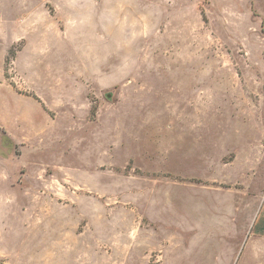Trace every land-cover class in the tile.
<instances>
[{
	"label": "rangeland",
	"instance_id": "1",
	"mask_svg": "<svg viewBox=\"0 0 264 264\" xmlns=\"http://www.w3.org/2000/svg\"><path fill=\"white\" fill-rule=\"evenodd\" d=\"M29 3L0 264H264V0Z\"/></svg>",
	"mask_w": 264,
	"mask_h": 264
},
{
	"label": "crops",
	"instance_id": "2",
	"mask_svg": "<svg viewBox=\"0 0 264 264\" xmlns=\"http://www.w3.org/2000/svg\"><path fill=\"white\" fill-rule=\"evenodd\" d=\"M0 1H4V2H0V4L5 5V7L3 8L0 7V16H3V18L0 19V33H2L5 31H9L14 25V18H12L14 16H10V14L9 16H6V14L4 13L2 9L7 8V11H8V9L10 8L11 10L12 9L14 10V7L16 5L20 6V3H21L24 9L27 8L29 10L30 0H0ZM26 19L27 18L24 16L23 21H26ZM30 24H31V15H30ZM114 24H115L113 25L114 30L115 29L121 30L120 27H116L117 24L115 22ZM108 30H111V25H109ZM23 38L25 37L23 36ZM11 44H12V39H10L9 37H5L4 35H0V56H1L0 65H2V61L4 62L8 48L11 46ZM3 79H5L4 75L3 73H0V80H3ZM0 85L2 87L4 86L9 87L12 91V94H15L14 88L10 84L3 82V83H0ZM6 137L10 138L11 140H14L13 138L14 136H12V134H10L9 132H6ZM7 169L8 168L5 162V157L2 154H0V192L1 191L8 192V190L13 187L11 184L12 182L10 180V176L8 174ZM1 199L2 201H4V198H1Z\"/></svg>",
	"mask_w": 264,
	"mask_h": 264
}]
</instances>
